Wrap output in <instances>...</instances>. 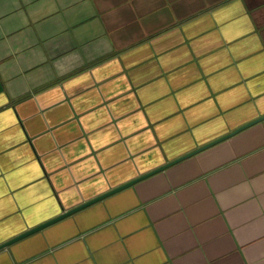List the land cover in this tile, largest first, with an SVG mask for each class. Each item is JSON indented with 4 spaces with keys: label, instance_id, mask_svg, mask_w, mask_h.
Masks as SVG:
<instances>
[{
    "label": "crops",
    "instance_id": "obj_1",
    "mask_svg": "<svg viewBox=\"0 0 264 264\" xmlns=\"http://www.w3.org/2000/svg\"><path fill=\"white\" fill-rule=\"evenodd\" d=\"M262 115L264 0H0V244ZM0 264H264V119Z\"/></svg>",
    "mask_w": 264,
    "mask_h": 264
},
{
    "label": "water",
    "instance_id": "obj_2",
    "mask_svg": "<svg viewBox=\"0 0 264 264\" xmlns=\"http://www.w3.org/2000/svg\"><path fill=\"white\" fill-rule=\"evenodd\" d=\"M262 119H264V115H262L261 117H258L256 119H254V120L242 125L241 127L235 129L234 131H232V132H230V133H228V134H226V135H224L222 137H219L218 139H215V140H213V141H211V142H209V143H207V144H205V145H203V146H201V147H199V148H197V149H195V150H193V151H191L189 153H186L185 155H182V156H180V157H178V158H176V159H174V160H172V161H170V162H168V163H166L164 165H161V166L153 169L152 171H149V172H147V173H145L143 175H140L139 177H137L135 179H132V180H130V181L124 183V184H121L119 186H116V187L104 192V193H101V194L97 195L96 197H93V198H91V199H89V200H87V201H85V202H83V203L71 208V209L63 211L59 215L53 217L52 219H49V220H47V221H45V222H43V223H41L39 225H36V226H34V227L30 228V229H27L26 231H24V232L14 236V237H12L11 239L1 243L0 244V249L5 248V247H7V246H9V245H11V244H13L15 242H18V241H20V240H22L24 238H27V237L37 233L38 231H40V230H42V229H44V228H46V227L58 222V221L66 218V217H68L70 215H73V214H75V213H77V212H79V211H81V210H83L85 208H88V207H90V206H92V205H94V204L106 199L107 197H110V196L116 194L117 192H119V191H121V190H123V189H125V188H127V187H129L131 185H133L134 183H136V182H138V181H140V180H142V179H144V178H146V177H148V176H150L152 174H155V173H157V172H159V171H161V170H163V169H165V168H167V167H169V166H171V165H173V164H175V163H177V162H179L181 160H184V159H186V158H188V157H190V156H192V155H194V154H196V153H198V152H200V151H202V150H204V149L216 144L217 142H220L221 140H224L225 138H228L229 136H232V135L236 134L240 130L257 123V122L261 121Z\"/></svg>",
    "mask_w": 264,
    "mask_h": 264
}]
</instances>
